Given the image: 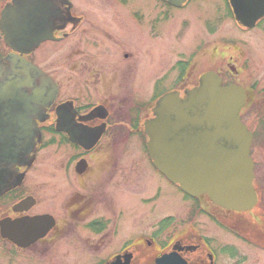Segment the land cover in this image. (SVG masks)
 Here are the masks:
<instances>
[{
    "label": "flooded vegetation",
    "instance_id": "obj_1",
    "mask_svg": "<svg viewBox=\"0 0 264 264\" xmlns=\"http://www.w3.org/2000/svg\"><path fill=\"white\" fill-rule=\"evenodd\" d=\"M218 1L193 44L158 49L146 44L168 37L159 29L165 22L171 42H188L189 17L176 28L170 24L193 0L181 6L168 0L51 1L63 12L55 39L24 56L55 80L58 92L46 119L38 120L42 140L31 153L33 163L16 166L24 174L21 184L0 196V264H258L249 249L264 252V178L257 171L264 159L256 157L264 150V16L247 26L229 0ZM143 29L148 41L142 47ZM47 43L56 44L53 61L38 63L33 54ZM10 51L0 31V58ZM208 71L245 94L241 119L253 133L258 194L248 211L184 193L150 157L144 123L156 101L172 91L184 97ZM166 80L172 81L164 86ZM167 185L179 191L182 204L162 210L157 202L166 198ZM127 194L137 204L125 200ZM43 215L53 223L43 221L46 233L31 244L2 232L4 220Z\"/></svg>",
    "mask_w": 264,
    "mask_h": 264
},
{
    "label": "water",
    "instance_id": "obj_2",
    "mask_svg": "<svg viewBox=\"0 0 264 264\" xmlns=\"http://www.w3.org/2000/svg\"><path fill=\"white\" fill-rule=\"evenodd\" d=\"M67 0H12L1 10L0 30L11 52L0 59V196L18 186L23 173L15 166L33 162L41 140L38 120L55 100L56 82L23 55L54 39ZM181 6L187 0H168ZM239 22L251 26L264 16V0H229ZM243 90L222 87L217 74L202 75L200 84L185 97L172 91L159 98L154 116L144 127L155 166L192 196L206 194L228 210L254 207V163L250 155L252 133L241 121ZM53 223L50 215L2 221V232L31 244ZM25 242V243H26Z\"/></svg>",
    "mask_w": 264,
    "mask_h": 264
},
{
    "label": "rangeland",
    "instance_id": "obj_3",
    "mask_svg": "<svg viewBox=\"0 0 264 264\" xmlns=\"http://www.w3.org/2000/svg\"><path fill=\"white\" fill-rule=\"evenodd\" d=\"M4 3H5V0H0V9L3 7ZM219 3H220V1H218V3H217V0H193L192 4L188 10L183 11V12L180 11V12H177V14H175L176 15L175 19H173L171 24H170L173 26V28H176L177 24L179 23V20L182 19L185 16V14L190 19V26L186 28V30H188L189 33L185 32L186 37L191 35L188 39L186 38L188 40L187 43H186L185 39L181 43L171 42V40L168 38V37H170L171 39H173L171 37V35L169 34L171 32L170 31L171 28L165 22L162 24L161 28H159V29H160V31H162L161 32L162 34L167 33L166 35H168V37H165V38L160 37L157 39L156 43L153 42L150 45L146 44V48L151 46V45H154V44H156L157 49L159 47H164L166 45H169V46L170 45H179V46H183V47H189V45L191 43L193 44V42H194V40L191 41V39L194 36L199 35L201 37L204 34L203 18L213 20L211 18L213 16H215L214 5H218ZM222 5H223V2H222ZM122 10H124V9H121V8L119 9V11H121L120 14H121L122 18L125 21H127V19H128L127 18V10L126 11H122ZM98 16H99V14L96 15V17H98ZM98 18L100 19V17H98ZM98 18H97V21H100ZM123 37H124V35H123ZM125 37H127V34ZM145 41H148V36H147L146 30L143 29V30H141V44H140V45H142V47L144 46L143 44L145 43ZM165 41H167L168 43H166ZM55 49H56V44H53V43L44 44L39 49H37L35 51V53L33 54V58L38 63H41L44 61L52 62ZM143 51H144V49L141 48L140 49L141 61H143V60H145V58H147L146 56H143V55H145L143 53ZM148 51H149V48H148ZM164 74L165 75L168 74L169 76H172V77L175 76V73L171 72L170 70H166L164 72ZM172 80L164 81L163 85L167 86ZM252 119H253V121L255 120L253 114H252ZM261 125H262V122L259 121V127H258V132H257V137H256L257 142H259L261 140V134H260V131H262ZM258 152L259 153L256 157L259 161H262L264 159V150H262V151L258 150ZM257 171H258L259 176H263V178H264V168L262 167V165L258 164ZM145 179L148 180L149 177H146ZM148 181H150V179ZM141 187H144V181L143 180L141 182ZM47 189L50 190L51 193L53 192L52 187H48ZM163 189H164V194H166V198L162 199L161 201L158 200L157 205L160 209H162V210H165L167 208H169V209L173 208L174 209V208H176L182 204L181 200H180L181 194L179 193L178 190H176V188L174 186L167 185L166 189L164 187H163ZM127 199L129 200L128 202H130L132 200V202H136V204H137L136 198L132 197L131 195H128V194L125 195V200H127ZM249 250L254 255L258 254V258H259L258 264H264V252L257 250L255 248H252V247H250ZM45 264H49V262L46 261ZM242 264H249V261H244V263H242Z\"/></svg>",
    "mask_w": 264,
    "mask_h": 264
}]
</instances>
